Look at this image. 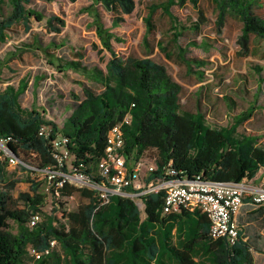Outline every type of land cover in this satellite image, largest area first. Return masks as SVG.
<instances>
[{
	"label": "trees",
	"instance_id": "16d2710c",
	"mask_svg": "<svg viewBox=\"0 0 264 264\" xmlns=\"http://www.w3.org/2000/svg\"><path fill=\"white\" fill-rule=\"evenodd\" d=\"M94 1L109 13L120 15L114 18V27L124 23L121 16L132 15L136 10L135 0ZM212 1L219 12L221 27L225 26L228 15L240 19L241 55L249 56L252 37L264 41V18L256 13L264 0ZM32 2L8 0L9 13L0 16V44L7 42L14 26L22 24L29 30L32 19H43L41 13L31 8ZM174 4V0H167L151 5L150 12L153 15L164 9L169 13ZM46 24L56 34L65 27V22L54 15ZM147 25L151 31L150 20ZM199 28L194 26L196 30ZM173 29L177 31L176 27ZM98 37L111 54L105 71L82 61L49 60V65L60 73L71 71L103 88L96 93L83 86V98H76L66 106L68 115L62 126L46 117L47 110L23 107L22 99L29 89L31 76L16 85L10 79L2 80L3 69L13 57L0 60V84L4 81L6 85L0 87V140L10 139L9 150L21 162L18 165L21 171L42 175L45 170L56 168L58 160L53 142L65 138L68 142L64 149L70 156L71 166H65L63 171L70 174L81 171L99 182V164L107 147V136L128 115L131 123L125 127L124 134L128 166L142 160L150 151L158 155L154 162L157 170L147 173L146 183L162 177L169 165L180 179L203 175L204 179L219 183L253 181L264 170V148L256 136L242 130L257 111L264 110L263 68L255 67L253 91L243 86L235 90L238 101L229 96L222 98L229 120L212 122L211 109L217 117L218 106L211 96L203 97L199 92L192 107L184 106L183 87L164 65L149 58L119 56L112 46L115 36L104 26H98ZM180 37L181 33H175L176 39ZM181 53L190 74L195 65H204V61L187 59L185 50ZM40 80L41 77H36L34 85L38 86ZM243 100L247 106L238 111ZM43 128L50 130L49 136L40 135ZM22 152L38 164L22 157ZM9 167V158H0V264H24L30 248L44 252L53 241L60 246L64 258L54 250L35 264H255L256 252L261 251V238L253 234L252 226L247 230L250 238L239 228L238 240L232 244L226 238H211L210 220L199 211L181 210L163 216V192L141 198L143 217L133 199L114 196L108 205L100 207L97 192L65 183L59 190L52 189L54 197L62 199L79 194L89 202L73 212H62L67 221L63 222L56 208L51 213L45 212L47 194L41 191L40 182L29 179L30 192L20 193L14 201L13 193L20 181L12 178ZM250 199L253 207L260 206ZM34 214L41 217V222L30 228L29 220ZM258 214L251 213L250 217L256 218L257 225L263 228ZM12 222L17 226L16 233ZM248 222L254 221L248 218Z\"/></svg>",
	"mask_w": 264,
	"mask_h": 264
},
{
	"label": "rangeland",
	"instance_id": "374dc122",
	"mask_svg": "<svg viewBox=\"0 0 264 264\" xmlns=\"http://www.w3.org/2000/svg\"><path fill=\"white\" fill-rule=\"evenodd\" d=\"M135 1L134 13L121 16L124 23L114 27V18L120 15L115 16L109 13L94 0H33L31 8L41 13L43 19L41 21L32 19L29 30L22 24L14 26L7 35V42L0 44V60L13 57L3 69L2 80L10 79L12 84L16 85L22 79L31 76L29 89L22 99L23 107L47 110L46 117L62 126L68 115L66 106L76 98H83V86L96 93H100L103 88L71 71L60 73L49 65V60L60 58L82 61L85 65L105 71L111 54L104 49L98 37V26L101 25L114 34L112 46L119 56L149 58L164 65L172 78L183 87L182 104L184 106L192 107L197 95L202 92L203 97L211 96L218 106L217 117L212 108L209 119L212 122L216 120L226 123L229 120V114L222 98L229 96L234 101H238L235 90L242 89L243 86L253 91L256 85L253 77L255 67L264 69V41L252 37L251 54L242 56L239 40L243 25L240 19L235 15H228L225 26L221 27L218 23L219 12L212 0H174V6L169 10L172 17L164 9H160L153 15L150 12L151 5L163 4L167 0ZM8 6V0H0V16L2 14L6 16L9 13ZM256 13L264 18V5ZM53 15L65 22V27L60 34L52 32L46 24L47 19ZM147 20L153 24L151 31H149ZM195 25L200 28L194 29ZM173 27H176L177 31ZM177 32L181 33L179 39L175 38ZM181 50H185L187 59L204 61V65H195L193 73L190 74L181 60ZM36 77H41L38 86L34 85ZM4 81L0 84L2 88L6 87ZM246 100L239 103L238 111L247 106ZM242 130L256 136L259 140L258 144L264 148V110L257 111L254 117L243 125ZM21 155L38 164L25 156L23 152ZM156 157H158L156 151H150L143 157L145 172L148 166L154 164ZM70 166L71 162L68 160V167ZM9 171L13 179L20 181L13 193L14 201L20 193L30 192L29 179L40 182L42 183L41 191L47 194L45 212L51 213L52 209L56 208L59 210L57 216L63 222L67 221L62 212H73L89 202L79 194L62 199H58L57 195L54 197L52 188L47 190L43 175L21 171L19 166H10ZM145 177L146 174L143 172L141 181ZM250 182L251 185L264 189V170ZM73 186L88 188L81 185ZM135 202L144 217L142 200L136 199ZM15 204L11 206L15 207ZM19 206L23 207L22 204ZM262 224L263 228H260L261 224L258 228L264 234V217ZM11 225L16 233L17 226L13 222ZM262 238L261 251L256 252L255 264H264L263 235ZM54 250L63 257L59 245ZM24 264H35L30 254L27 255Z\"/></svg>",
	"mask_w": 264,
	"mask_h": 264
},
{
	"label": "built area",
	"instance_id": "2783aa9c",
	"mask_svg": "<svg viewBox=\"0 0 264 264\" xmlns=\"http://www.w3.org/2000/svg\"><path fill=\"white\" fill-rule=\"evenodd\" d=\"M131 116L128 115L122 123L115 126L107 136V147L99 164L101 180L94 181L88 174L74 171L65 173L63 168L68 167L69 154L64 147L68 140L56 139L53 142V150L58 160V166L43 172V177L49 191L51 188L59 190L65 183L71 185L86 186L97 192L100 207L110 203L114 196H121L133 200L153 193H164L162 211L165 215L186 210L192 213L201 212L210 220V237L214 240L226 238L235 244L239 236V226L236 217L241 210L244 199L252 198L257 205L264 206V189L251 185L250 181L243 180L235 183H219L204 179L203 175H197L191 179L178 178L177 172L169 167L165 169L162 177H157L149 183L141 181L145 163L142 160L128 166L125 156V127L130 125ZM50 130L43 128L40 135L49 136ZM10 139L0 140V158L8 157L10 166H18L21 162L11 153L8 144ZM146 173L157 170L155 164L146 168ZM41 217L34 214L29 220V227L34 228ZM57 242H51V246L44 252L30 248L29 252L34 261L41 260L44 256L52 254Z\"/></svg>",
	"mask_w": 264,
	"mask_h": 264
},
{
	"label": "crops",
	"instance_id": "0c3cea01",
	"mask_svg": "<svg viewBox=\"0 0 264 264\" xmlns=\"http://www.w3.org/2000/svg\"><path fill=\"white\" fill-rule=\"evenodd\" d=\"M144 173L146 174V177L142 180L143 182H146L145 179L148 177L147 173L144 171ZM143 174V173H142ZM246 199V200H245ZM244 200V206H242L241 210L239 211L236 220L238 222V226L240 228L241 231H243V233L247 236V230L249 226H252L255 228V231L253 232V234L255 236H259L261 238L259 244H261L263 238L262 235L264 236V234L262 233V231H260V229L258 228V225L256 223V218L255 219H251L250 214L251 213H259L258 215H260V219H262L264 217V214H262L264 207H253L250 203L251 199L250 198H245ZM144 207V204H143ZM163 216H166L165 214H163ZM248 218L249 220H253L254 222H248ZM176 231L173 232V234H175ZM249 236V237H248ZM246 238H250V235H248Z\"/></svg>",
	"mask_w": 264,
	"mask_h": 264
}]
</instances>
